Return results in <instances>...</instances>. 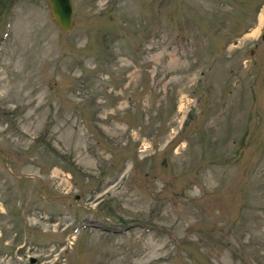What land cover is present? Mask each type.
<instances>
[{
	"label": "rangeland",
	"instance_id": "rangeland-1",
	"mask_svg": "<svg viewBox=\"0 0 264 264\" xmlns=\"http://www.w3.org/2000/svg\"><path fill=\"white\" fill-rule=\"evenodd\" d=\"M71 4L0 0V264H264V0Z\"/></svg>",
	"mask_w": 264,
	"mask_h": 264
},
{
	"label": "water",
	"instance_id": "water-1",
	"mask_svg": "<svg viewBox=\"0 0 264 264\" xmlns=\"http://www.w3.org/2000/svg\"><path fill=\"white\" fill-rule=\"evenodd\" d=\"M49 11L50 18L55 22L58 29L62 32L70 30L73 24L72 18V4L71 0H45ZM260 39L264 41V23L261 26L260 30ZM30 262H33V259H29Z\"/></svg>",
	"mask_w": 264,
	"mask_h": 264
}]
</instances>
